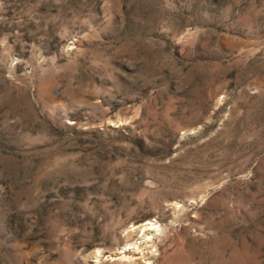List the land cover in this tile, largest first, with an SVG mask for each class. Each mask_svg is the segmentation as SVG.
<instances>
[{
    "label": "rangeland",
    "instance_id": "obj_1",
    "mask_svg": "<svg viewBox=\"0 0 264 264\" xmlns=\"http://www.w3.org/2000/svg\"><path fill=\"white\" fill-rule=\"evenodd\" d=\"M0 264H264V0H0Z\"/></svg>",
    "mask_w": 264,
    "mask_h": 264
}]
</instances>
